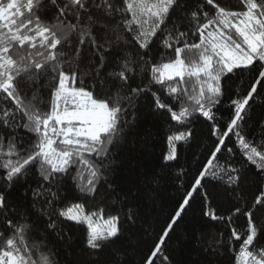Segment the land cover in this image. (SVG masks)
Returning a JSON list of instances; mask_svg holds the SVG:
<instances>
[{
    "label": "snow or ice",
    "instance_id": "obj_1",
    "mask_svg": "<svg viewBox=\"0 0 264 264\" xmlns=\"http://www.w3.org/2000/svg\"><path fill=\"white\" fill-rule=\"evenodd\" d=\"M257 105L264 0H0V264H211L192 259L197 204L201 232L225 225L211 254L238 243L236 264H264ZM161 128L167 149L145 164ZM205 137L192 172L181 148Z\"/></svg>",
    "mask_w": 264,
    "mask_h": 264
},
{
    "label": "trees",
    "instance_id": "obj_2",
    "mask_svg": "<svg viewBox=\"0 0 264 264\" xmlns=\"http://www.w3.org/2000/svg\"><path fill=\"white\" fill-rule=\"evenodd\" d=\"M220 108L221 111L218 113V115L223 116L224 120H227L229 116V100L227 98L223 101ZM255 110L257 113H260L261 111H264V108H261L259 105H257ZM146 127H151V123L146 125ZM198 130H202L204 133H207L208 131L206 125H200ZM153 131L155 132L156 129H153ZM164 132L165 129L161 128L159 134L155 135L148 142L147 147L139 150L138 156L139 159L143 161V163L145 164L155 163V158L159 157L163 152L166 151L167 143ZM210 145H211V140L205 137L199 145H193L190 148L186 146L182 147L181 148L183 155L182 163L184 164V167L192 172H195L197 168V164H196L197 159H203L202 154L205 152V148L209 147ZM116 152L118 155H120V158L127 159L126 149L125 150L117 149ZM193 153H196V155H193ZM189 180H190V176H186L183 178L185 186H187ZM176 183L179 184L180 181H177ZM178 198H179V192L177 191L176 188L169 187L166 190L163 199L159 202L157 206L156 213H154V216H156L157 219L159 220V224L163 223V218L168 214V212L171 210V207L174 205L175 201ZM228 208H229V204L227 200H225L219 211L221 214H227ZM200 215H201L200 205L199 204L194 205V212L189 213L188 220L191 222H195L197 224L199 239L194 244L196 251L192 252V259L206 258L207 260L211 261V264H236V256L239 251L238 243L236 244L235 251L231 249L220 248L218 250L219 251L218 256L210 253L209 251L210 249L213 251L216 250V242H217L216 238L219 232L225 229V225L217 224L216 222H209L204 225L203 230L201 232ZM159 224H157V227H159ZM244 224H245V220L243 217H240L239 219L235 220V226H237L238 230H240V227L243 226ZM188 227L189 224L186 223L181 226V229L179 231L183 232ZM64 228L65 231L71 230V232L73 233L74 240H78L82 236V234L86 231V226L84 225L66 223L64 225ZM227 236H228V232L225 230L224 237L226 238ZM144 240L150 243V241H148V237H144Z\"/></svg>",
    "mask_w": 264,
    "mask_h": 264
}]
</instances>
